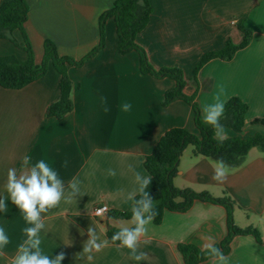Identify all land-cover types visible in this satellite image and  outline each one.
<instances>
[{
  "label": "crops",
  "instance_id": "obj_1",
  "mask_svg": "<svg viewBox=\"0 0 264 264\" xmlns=\"http://www.w3.org/2000/svg\"><path fill=\"white\" fill-rule=\"evenodd\" d=\"M115 1L26 0L29 18L25 30L35 63L41 64L47 39L55 43L61 57H86L99 44V18L108 11L98 10L104 5H110V10ZM149 1L153 13L137 43L152 67L181 69L186 81L183 93L200 110L213 103L221 89V99L228 102L238 97L245 102L249 106L245 126L242 132L225 127L228 139L263 134L264 127L257 121L264 119V0ZM240 26L252 33L250 44L231 61L215 59L205 64L194 80V70L203 55L222 50L227 41L242 43ZM16 36L19 38L18 33ZM117 45L116 25L109 19L105 49L81 68H68L74 109L62 119L47 117L48 107L60 98V75L52 65L44 77L22 89L0 86V196L8 195V169L16 168L19 173L25 155L32 163L47 161L65 185L73 177L80 180L82 196L70 203L62 200L43 214L42 250L48 255L64 251L62 264H138L130 259L128 249L107 237L108 230L120 229L125 219L95 217L94 210L107 205L111 212H130L132 201L127 195L138 187L134 171L149 176L145 160L159 140L174 128L197 134L189 103L178 100L163 105L175 81L142 74L138 53L120 55ZM8 55L27 59L23 50L2 40L0 57ZM125 103L131 105L130 110L123 109ZM105 106L108 111H104ZM193 150L188 147L183 152L174 185L207 192L217 199L229 196L236 204L235 224L242 229H258L263 240L259 243L253 236L236 237L226 255L229 264H264V152L250 150L245 162L230 168L227 180L219 183L212 179L216 161L197 156ZM109 169L116 175H109ZM7 208V213L0 212V226L10 243L0 264H9L17 245L26 238L23 229L29 226L10 201ZM227 217L223 206L200 201L185 213L166 212L160 225L153 221L147 225L139 251L148 253L150 261L139 264H184L179 245L203 251L208 237L220 245L228 234ZM89 226L95 228L100 241L110 242L93 252L91 261L86 256L81 258Z\"/></svg>",
  "mask_w": 264,
  "mask_h": 264
},
{
  "label": "trees",
  "instance_id": "obj_2",
  "mask_svg": "<svg viewBox=\"0 0 264 264\" xmlns=\"http://www.w3.org/2000/svg\"><path fill=\"white\" fill-rule=\"evenodd\" d=\"M153 8L149 0H116L113 7L104 12L99 18L100 41L86 57L75 60L70 57H61L53 41L47 39L44 42V55L40 65L35 63L34 52L30 39L25 30V24L29 18V6L26 0H0V41H9L27 54L25 61L19 60L14 55L0 57V86L5 89L17 90L41 79L47 74L49 66H53L60 75V98L47 109V117L62 119L74 109L72 101L73 82L71 81L68 68H81L85 62L93 59L106 46V24L113 19L116 25L120 55L136 52L140 58V70L142 74H149L157 79L170 78L176 86L168 91L163 100L167 106L175 101L182 100L189 103L195 113V125L197 134H193L183 128L169 130L158 142L153 153L145 160V168L152 182L147 189L154 198L157 215L153 222L160 225L166 212L185 213L189 211L195 202H206L223 206L227 210L228 234L223 242L217 247L225 255L231 250V244L236 237L253 236L262 243L261 234L254 227L239 228L233 218L235 202L229 197L214 198L209 193H197L190 188L180 189L174 185V179L179 171V161L183 152L188 147H193L197 156H204L214 161L223 159L229 168L235 169L241 166L250 150L256 148L264 152V133L255 134L247 139L239 137L226 139L223 143L213 138V129L203 122L202 114L197 103L187 97L183 90L186 85L183 71L179 68H161L156 70L148 61L145 50L137 43V36L148 26ZM244 39L240 45H234L227 41L225 47L217 52L203 55L196 66L193 79H197L201 68L212 60L231 61L235 54L246 48L252 39V33L240 26ZM19 34L21 40L17 38ZM249 106L238 97L231 98L226 103L225 117L220 121L225 127L236 132H242L245 126V116ZM264 127V119L257 121ZM137 198H139L137 196ZM130 212H110L108 216L114 219L131 220ZM119 229L111 228L107 237L111 242L112 235ZM112 243V242H111ZM113 244L118 245L119 242ZM184 264H203L210 260L203 251L194 246L181 244L178 247Z\"/></svg>",
  "mask_w": 264,
  "mask_h": 264
},
{
  "label": "clouds",
  "instance_id": "obj_3",
  "mask_svg": "<svg viewBox=\"0 0 264 264\" xmlns=\"http://www.w3.org/2000/svg\"><path fill=\"white\" fill-rule=\"evenodd\" d=\"M110 5L102 6L98 11L109 10ZM223 89L214 97V102L202 106L203 122L213 129V138L220 143L228 139L225 126L220 123L225 117L226 100L221 99ZM131 105L125 103L123 109L130 110ZM104 111H108L105 106ZM67 166V161L64 162ZM229 166L223 159L216 161L212 179L223 183L227 180ZM108 174L115 176L113 169ZM137 189L128 193L127 199L132 201L131 221L132 227L123 226L111 237V242H119L120 248L129 250L130 259L138 262H149L148 253L139 251L142 238L147 233L149 225L156 215L154 198L150 195L149 185L152 182L151 176L142 175L134 171ZM7 197L0 196V212L7 213V201H10L22 214L23 219L29 225L23 229L25 239L17 245L16 253L10 258L9 264H62L65 260L64 251L56 255L45 254L42 250L41 232L45 229L44 215L51 209L56 208L62 200L71 202L73 199L82 196L80 180L73 177L67 185L60 178L58 172L44 159L35 163L31 157L25 155L22 158V170L18 173L16 168H9L5 184ZM67 189V191H66ZM137 196L139 198H137ZM106 208L96 210L97 215H103ZM88 239L83 246L81 258L86 256L88 261L93 259V252H99L109 245L107 239L100 241L94 227L87 229ZM147 241H145L146 243ZM10 239L4 227L0 226V257L5 256V248L9 245ZM204 254L210 258L211 264H229L230 258L218 248L212 237L203 244Z\"/></svg>",
  "mask_w": 264,
  "mask_h": 264
},
{
  "label": "built area",
  "instance_id": "obj_4",
  "mask_svg": "<svg viewBox=\"0 0 264 264\" xmlns=\"http://www.w3.org/2000/svg\"><path fill=\"white\" fill-rule=\"evenodd\" d=\"M100 208H106L107 211L104 212L103 215H97V214H96V210H97V209H100ZM110 212H111V210H110V208H109L107 205H102V206H100V207H97V208L94 210V216H95V217H105V216H107Z\"/></svg>",
  "mask_w": 264,
  "mask_h": 264
},
{
  "label": "rangeland",
  "instance_id": "obj_5",
  "mask_svg": "<svg viewBox=\"0 0 264 264\" xmlns=\"http://www.w3.org/2000/svg\"><path fill=\"white\" fill-rule=\"evenodd\" d=\"M19 39L21 40V37H20V35H19ZM42 60H43V58H42ZM130 221L131 220H125V221H123L122 223V225L123 226H127V227H132L133 225L130 223Z\"/></svg>",
  "mask_w": 264,
  "mask_h": 264
}]
</instances>
